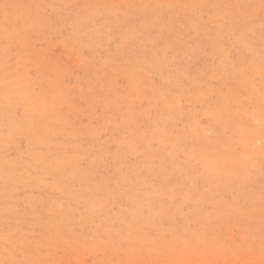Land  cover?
Listing matches in <instances>:
<instances>
[{"label": "rangeland", "instance_id": "1", "mask_svg": "<svg viewBox=\"0 0 264 264\" xmlns=\"http://www.w3.org/2000/svg\"><path fill=\"white\" fill-rule=\"evenodd\" d=\"M0 264H264V0H0Z\"/></svg>", "mask_w": 264, "mask_h": 264}]
</instances>
